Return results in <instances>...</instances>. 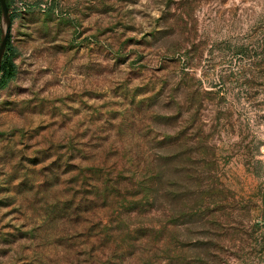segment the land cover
I'll list each match as a JSON object with an SVG mask.
<instances>
[{
    "label": "rangeland",
    "instance_id": "rangeland-1",
    "mask_svg": "<svg viewBox=\"0 0 264 264\" xmlns=\"http://www.w3.org/2000/svg\"><path fill=\"white\" fill-rule=\"evenodd\" d=\"M0 264H264V0H12Z\"/></svg>",
    "mask_w": 264,
    "mask_h": 264
},
{
    "label": "trees",
    "instance_id": "trees-1",
    "mask_svg": "<svg viewBox=\"0 0 264 264\" xmlns=\"http://www.w3.org/2000/svg\"><path fill=\"white\" fill-rule=\"evenodd\" d=\"M7 4L10 7L11 10V18H14L15 15V10L11 9V3L12 0H6ZM13 45L12 42L10 40V36L7 40V47L6 50L4 52L2 61H1V69H0V88L4 85H6L9 81V79L13 76L14 72H15V68H16V63L12 58V53H13Z\"/></svg>",
    "mask_w": 264,
    "mask_h": 264
},
{
    "label": "water",
    "instance_id": "water-1",
    "mask_svg": "<svg viewBox=\"0 0 264 264\" xmlns=\"http://www.w3.org/2000/svg\"><path fill=\"white\" fill-rule=\"evenodd\" d=\"M11 10L6 0H0V69L11 31Z\"/></svg>",
    "mask_w": 264,
    "mask_h": 264
}]
</instances>
